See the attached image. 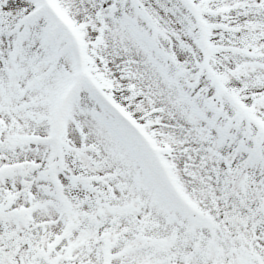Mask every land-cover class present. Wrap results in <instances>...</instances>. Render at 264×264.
Listing matches in <instances>:
<instances>
[{
    "label": "snow or ice",
    "instance_id": "6c2138e0",
    "mask_svg": "<svg viewBox=\"0 0 264 264\" xmlns=\"http://www.w3.org/2000/svg\"><path fill=\"white\" fill-rule=\"evenodd\" d=\"M0 264H264V0H0Z\"/></svg>",
    "mask_w": 264,
    "mask_h": 264
}]
</instances>
